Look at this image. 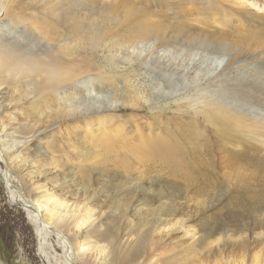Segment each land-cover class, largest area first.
<instances>
[{
  "label": "rangeland",
  "instance_id": "obj_1",
  "mask_svg": "<svg viewBox=\"0 0 264 264\" xmlns=\"http://www.w3.org/2000/svg\"><path fill=\"white\" fill-rule=\"evenodd\" d=\"M162 1L145 0L148 6L143 0H115L120 9L109 15L103 9L105 0H5L21 19V30L12 26L0 36L5 46L41 57L53 50L70 60L73 36L52 13L56 4H63L70 13L79 9L74 18H80L79 14L85 30L100 32L105 39L100 52L119 57L115 62L122 67L104 72L115 64L103 56L97 62L94 58L99 52L91 50L89 39L77 47L78 58L99 64L104 83L91 99L86 92L78 95L76 87L62 95L85 96L91 106L90 100L96 99L101 108L118 102L117 109L105 111L111 121L95 132L83 122L64 118L69 107L55 96L30 104L32 97L26 98L30 85L22 86L20 94L0 78V135L11 156L4 165L1 162V170L7 169L14 188L23 189L25 195L15 189L19 199L45 198L41 200L45 202L47 194L54 195L49 202L54 217L47 251L61 261L64 249L53 230L64 234L77 249L75 264H264V132L248 134L239 143L234 131L224 128L220 137L206 113L194 117L196 95L189 87L179 88L177 95L166 81L163 91L154 88L153 79H161L163 70L133 64L135 71L120 74L129 70L123 57L132 53L133 46L126 39V7L143 6L162 15L156 17L161 21L158 26H166L157 37L158 48L183 43L187 56L203 40L178 31V22L192 23L199 14L236 12L239 7L233 0H171L166 8ZM250 11H258L264 19L262 9L251 6ZM29 24L58 26L59 39L49 49L24 33L23 26ZM90 74L97 73L85 76ZM231 84L246 86L241 89V103H234L233 94L228 93L227 109L236 108L247 119L264 118V76H244ZM157 145L165 146V151L153 152ZM166 154H172L170 160L162 158ZM81 248L90 254L79 255ZM0 260L3 264H45L35 227L27 212L9 198L1 172Z\"/></svg>",
  "mask_w": 264,
  "mask_h": 264
},
{
  "label": "bare ground",
  "instance_id": "obj_2",
  "mask_svg": "<svg viewBox=\"0 0 264 264\" xmlns=\"http://www.w3.org/2000/svg\"><path fill=\"white\" fill-rule=\"evenodd\" d=\"M170 1L163 0L162 5L170 8V5H168ZM233 2L239 7L236 12L221 9L223 11L220 14L212 16L205 13L199 14L198 18L192 19V23L189 21L177 23L178 31L185 32L186 36L193 40H203L188 56L185 52H182L186 48V44L183 43L173 44L174 47L158 48L157 37L162 29H166L164 28L166 26L161 23L158 26V21L161 22L158 19L162 18V15L143 6L138 8L133 5L126 7L125 23L128 33V38L126 39L133 46L131 49L132 53L129 52L128 55L123 57L129 62V70L121 71L120 74L135 71L133 64H138L139 67H151L158 72L163 70L160 72L161 79H153V81L157 82L155 89L163 91L164 87H166L164 81L168 83V88L174 92L173 95H177L179 88L189 87L188 90L194 91L196 95L193 101L194 117H202V113H206L207 117L216 124L214 126L217 128L216 132L221 133L220 137L221 135L223 136L225 132L223 130L226 128L229 131H234V138L239 137L240 143L248 134H263L264 132V118L247 119V116L245 118L244 113L239 112L236 108L232 107L228 110L229 103L226 102L229 92L233 94L234 103H241L243 99L241 89L246 85L231 83L238 81L244 76L252 77L256 74L264 76V19L258 16V11H250L252 6L256 9H262L264 13V0H233ZM143 3L151 6L145 0H143ZM103 9L106 14L111 15L118 12L120 8L117 7L115 0H105ZM75 12L78 13L79 9ZM75 12L65 11L63 4H56L52 11L56 18L64 21L62 23L65 25L67 24L65 26L66 30L73 36L71 40L75 42V47L72 54H68L71 57L70 60H67L65 56L63 58L57 56L53 50H48L45 53L46 56L41 57L29 52L24 53L21 48H11L0 43V78L4 80L2 83L10 82L20 94H22V86L25 88L30 85V91L26 97H32L30 104L36 105L41 100L48 102L52 100L51 97L55 96L57 101H62L60 103L69 107L66 112L68 114L64 118H72L71 120L76 122H83L85 128L95 132L100 125H105L111 121L110 116L105 111L112 112L115 110V105L118 102L111 103L108 108H101L100 105L102 103L98 104L96 99L90 100L94 103L91 106L85 100V96L75 98L72 95H68L64 97L62 92L76 87L79 92L78 95H80V92H86L91 99L93 94H97L101 90L102 81L105 79L102 68L97 63L99 59L103 56L105 60L115 64V68L110 69V71L105 69L104 72H117L122 66L118 61L115 62L119 57L117 58L115 55L105 56L103 52H100V47L105 39L99 31L85 30L81 22V16L77 14L80 18H74ZM156 17L160 18L156 19ZM71 22L72 24H70ZM20 25V17H16L10 11L5 0H0V36L6 34L5 31L13 28L12 26L16 30H21ZM23 27L26 28L24 33L32 35L42 43L44 42L49 49L51 44L59 39L60 36L58 26L43 27L29 24ZM84 34L87 36L84 37ZM88 39L90 40L89 46L91 50L96 53L99 52L94 58L97 62L78 58L81 56L77 47L81 48L82 45L88 44ZM146 42H148V45L145 44ZM177 47L179 48L177 49ZM59 48L66 50L65 45L59 44ZM156 51L158 52L157 54H155ZM211 52L210 58L203 57L205 53L209 55ZM154 56L156 57L155 59H158V62H154ZM250 60L253 62H250ZM91 72L97 74L85 76V74ZM176 72L180 73L181 76H178ZM25 81H27V84ZM2 83L0 82V88L3 85ZM226 92L227 99L225 98ZM59 96L64 98L59 99ZM77 103L79 104L76 105ZM91 107L95 108L91 109ZM100 110L104 111L100 113ZM2 136L0 135V165L1 162L4 165L6 163L4 160L11 157L8 152L9 149L3 148ZM234 146L236 147V145ZM153 147H156L152 149L153 152L156 151L154 149H158V152L165 151V146L163 145ZM171 155L161 156L164 160H170ZM232 158V156L229 157V159ZM233 159L238 161V158ZM1 169L0 166L2 177L4 175L6 177L9 198L27 212L30 223L35 227L45 264H75V258L78 254L77 249L61 232L53 230L64 249L63 261L51 256V253L47 251V240L51 234L50 227L54 217L50 210L51 205L49 206V202L53 201L54 195L49 193L46 195L48 199L44 200L45 202L41 201L45 199L42 198L40 201L33 202L34 207L29 206V202L22 198L19 199L16 190L13 189L9 174L5 173V169L3 172ZM107 238L111 239L112 237L107 235ZM115 244L117 246V243ZM87 249L85 248V251H82V248L81 250L79 249V255L87 254ZM103 249L106 250L105 247ZM102 250L100 251L101 253ZM132 260L134 261L135 258L128 259L129 262ZM97 262L99 261L97 260ZM105 262L107 261L105 260ZM0 264H3L1 260ZM166 264L172 263L167 262Z\"/></svg>",
  "mask_w": 264,
  "mask_h": 264
},
{
  "label": "water",
  "instance_id": "obj_3",
  "mask_svg": "<svg viewBox=\"0 0 264 264\" xmlns=\"http://www.w3.org/2000/svg\"><path fill=\"white\" fill-rule=\"evenodd\" d=\"M4 169H5V173L8 174L7 169H6V168H4ZM8 177H9V176H8ZM5 178H6V177H5V175H4V177H3V181H4L5 186H6V185H7V182H6ZM11 188H12V185H11ZM13 189H17V190H19L22 194L25 195L23 189H21V188H19V187H17V186H16L15 188H14V186H13ZM28 202H29V206L34 207V203L32 202V200H28Z\"/></svg>",
  "mask_w": 264,
  "mask_h": 264
}]
</instances>
